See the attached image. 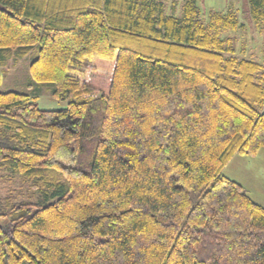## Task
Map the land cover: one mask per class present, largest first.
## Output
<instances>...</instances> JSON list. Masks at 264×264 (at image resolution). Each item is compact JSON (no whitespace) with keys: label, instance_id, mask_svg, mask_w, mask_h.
Returning a JSON list of instances; mask_svg holds the SVG:
<instances>
[{"label":"trees","instance_id":"16d2710c","mask_svg":"<svg viewBox=\"0 0 264 264\" xmlns=\"http://www.w3.org/2000/svg\"><path fill=\"white\" fill-rule=\"evenodd\" d=\"M170 1L0 0V60L36 50L68 101L0 92V264H264V207L223 175L264 149V65L233 13Z\"/></svg>","mask_w":264,"mask_h":264},{"label":"rangeland","instance_id":"374dc122","mask_svg":"<svg viewBox=\"0 0 264 264\" xmlns=\"http://www.w3.org/2000/svg\"><path fill=\"white\" fill-rule=\"evenodd\" d=\"M184 2L185 0H171L167 5L169 7L167 11L181 15ZM197 6L205 18L215 13H233L241 26L234 31H227L223 37L232 41L235 57L264 65V24L254 21L248 0H197ZM36 58L37 51L33 50L22 59L0 60V92L29 95L39 109L44 111L65 108L68 101L53 98L52 84L33 82L30 65ZM223 172L242 185L253 202L264 206V149L259 151L256 158L235 155ZM28 193L25 190L23 198L29 196Z\"/></svg>","mask_w":264,"mask_h":264},{"label":"crops","instance_id":"0c3cea01","mask_svg":"<svg viewBox=\"0 0 264 264\" xmlns=\"http://www.w3.org/2000/svg\"><path fill=\"white\" fill-rule=\"evenodd\" d=\"M259 155V152L257 153V155L256 156H254L255 158L257 157ZM240 156V155H239ZM242 156V155H241ZM223 175L225 176V177H227V178H229V179H231L232 181H234V182H236L234 179H232L231 177H229V176H227V175H225L224 174V172H223ZM236 183H238V182H236ZM239 184V183H238ZM242 186V185H241ZM249 195V194H248ZM250 197V196H249ZM251 198V197H250ZM252 199V198H251ZM255 203H257L258 205H260V206H262V207H264L263 205H261V204H259L258 202H256V201H254Z\"/></svg>","mask_w":264,"mask_h":264}]
</instances>
